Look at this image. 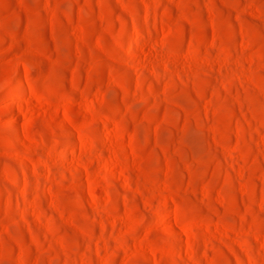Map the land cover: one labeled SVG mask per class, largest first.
Wrapping results in <instances>:
<instances>
[{
  "label": "rangeland",
  "instance_id": "1",
  "mask_svg": "<svg viewBox=\"0 0 264 264\" xmlns=\"http://www.w3.org/2000/svg\"><path fill=\"white\" fill-rule=\"evenodd\" d=\"M0 264H264V0H0Z\"/></svg>",
  "mask_w": 264,
  "mask_h": 264
},
{
  "label": "bare ground",
  "instance_id": "2",
  "mask_svg": "<svg viewBox=\"0 0 264 264\" xmlns=\"http://www.w3.org/2000/svg\"><path fill=\"white\" fill-rule=\"evenodd\" d=\"M145 5H146V4H145ZM135 57L137 58V56H135ZM10 125H12V126H16V125H17V122L13 120V121L11 122ZM100 169H102L103 172L106 173L107 175L113 173V172L110 170V168H109L106 164H104V163H102V164L100 165ZM163 230H164V232L167 233V234H173V230H172L168 225H164Z\"/></svg>",
  "mask_w": 264,
  "mask_h": 264
}]
</instances>
